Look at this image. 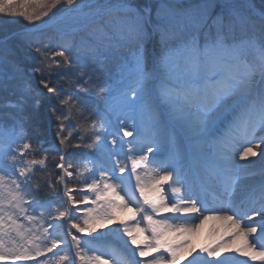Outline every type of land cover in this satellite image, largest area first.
<instances>
[{
	"label": "snow or ice",
	"instance_id": "obj_1",
	"mask_svg": "<svg viewBox=\"0 0 264 264\" xmlns=\"http://www.w3.org/2000/svg\"><path fill=\"white\" fill-rule=\"evenodd\" d=\"M61 6L54 46L40 25ZM0 14L29 25L22 51L0 41V91L18 93L0 105V261L111 264L92 242L107 230L117 264H264V170L241 185L234 166L264 155V0H0ZM42 107L51 140L28 130ZM209 220L227 228L197 245Z\"/></svg>",
	"mask_w": 264,
	"mask_h": 264
},
{
	"label": "rangeland",
	"instance_id": "obj_2",
	"mask_svg": "<svg viewBox=\"0 0 264 264\" xmlns=\"http://www.w3.org/2000/svg\"><path fill=\"white\" fill-rule=\"evenodd\" d=\"M138 2L140 4H144V3H146V0H138ZM257 9L259 10L258 6H257ZM64 15H65V9H63L62 11L57 13L55 16L48 18V20H45V21H48L45 24L40 25L41 30L44 32V34L46 36L52 37V40H54L55 37L60 34V30L62 28V23L59 22V18L64 16ZM18 17L19 16H9L6 14H0V32H2L0 34V41L7 40L9 46L16 49L19 52V51H22V49L24 47L23 41L20 39V35L22 33L26 32L29 27H18V23H17ZM105 19H108V18L106 17ZM12 22H14V23H12ZM37 23H39V22H37ZM10 26L13 28H11L7 31V28H9ZM97 26L98 25L95 26V24L91 25L88 28L90 30L87 31L86 33H83L84 31H82V32L80 31L82 33V35L80 34V32H76L74 34H71V35L75 36V37H71V38L72 39L79 38L80 41L87 40L88 33L94 31L97 28ZM10 31H13V32H10ZM16 32H18V33H16ZM14 33H16V34L13 35ZM57 44H58V42H57ZM54 46H55V44H54ZM111 51H112V55L109 57V59L107 61V68L109 71L115 72L118 65H119L120 54L122 53L123 50L122 49L118 50V49L113 48ZM85 55H87V53H85ZM53 80L56 81L57 77L54 76ZM60 83H61V86L67 87L68 92H70V93H76L77 92V90L74 87L64 85L63 81H61ZM16 95H18V93L13 94V91L11 89H9L8 91H0V102H3V104H5L9 100L14 101L16 99ZM79 95L81 96L82 99L85 98L83 93H79ZM46 103H47V101H45V104ZM4 110L15 111L14 109H10V108H4ZM157 111H160L159 105L157 106ZM145 118L147 119V116ZM31 128L32 129L36 128L37 131H32ZM29 130L32 131V133L30 135L32 136L33 139H36V138L47 139V140L52 139L53 134L55 132V125L52 123H49V117L46 114L45 109L43 107L39 110V112L36 114V116L32 120V123L29 127ZM176 135H177L178 140L180 141L181 147L184 149L185 145L188 144V141L183 138L181 132L178 129L176 130ZM207 145H208L207 143L201 145L195 151L197 153V155L205 154L207 157H210L212 154V151H211V147L207 146ZM209 150L211 151V153L209 152ZM76 151H80V150H76ZM258 171L261 173V170H258ZM69 186H72V185L70 184ZM74 194H76V193H74ZM133 207H135V205H133ZM123 215H127V214L126 213L122 214V217H123ZM112 227L115 228L116 225L114 224V225H112ZM93 237H96V239H99V240H94L93 243L101 244L100 248H102V250L105 252V259H109L111 261V264H117V261L113 257V255H110L108 253L125 252L126 250H125V247L123 245V242L121 240H119V238L114 233H109L107 230H101V232L99 234L94 233ZM108 241H110L111 244H109ZM60 247L63 248V245H61ZM54 251H56V250L54 249ZM97 254H100V253L98 252ZM48 255L51 256V254H48ZM39 259H43V257H40ZM189 259H191V258H189ZM0 264H6V262L0 261ZM183 264H187V261H184Z\"/></svg>",
	"mask_w": 264,
	"mask_h": 264
},
{
	"label": "bare ground",
	"instance_id": "obj_3",
	"mask_svg": "<svg viewBox=\"0 0 264 264\" xmlns=\"http://www.w3.org/2000/svg\"><path fill=\"white\" fill-rule=\"evenodd\" d=\"M264 148V145H261ZM235 166L240 167V172L244 173L245 181L241 185L256 184L261 180V173L258 170H264V155L255 158H250V161H241L238 157L234 160ZM258 169V170H257ZM193 223H199V221H193ZM228 222L220 220H209L199 230V235L196 237V244H203L216 238L218 235H223L227 228ZM191 258V257H189ZM246 257L235 256L232 253H225L221 260H227L228 264H244Z\"/></svg>",
	"mask_w": 264,
	"mask_h": 264
},
{
	"label": "trees",
	"instance_id": "obj_4",
	"mask_svg": "<svg viewBox=\"0 0 264 264\" xmlns=\"http://www.w3.org/2000/svg\"><path fill=\"white\" fill-rule=\"evenodd\" d=\"M254 2L256 3V5L259 7L260 6V0H254ZM63 9H65L64 7H59L58 9H54L53 10V12L56 14V13H58V12H60V11H62ZM53 14L52 13H49V17L50 16H52ZM49 17H45L44 18V20L46 19V18H49ZM12 23H14V22H12ZM17 23H18V27H29V25H28V23L26 22V21H24L23 20V18L22 17H18L17 18ZM96 26V25H95ZM11 28H13V27H9V28H7V31L9 30V29H11ZM90 29H86V30H84V32L83 33H86L87 31H89ZM10 32H13V31H10ZM82 32V31H81ZM80 32V34L82 35V33ZM2 32H0V34H1ZM9 33V32H8ZM16 33H18V32H16ZM16 33H14L13 35H15ZM12 35V36H13ZM60 35V34H59ZM59 35H57L56 37H55V39L54 40H52L53 42H52V44L54 45H57V42L59 43L60 41H59ZM11 36V37H12ZM71 37H75L74 35H71ZM11 39V38H10ZM74 40V42L76 43V44H80L82 41H80L79 40V38H77V39H73ZM55 42V43H54ZM61 75H65L63 72H61ZM0 105H3V102H0ZM3 111H5V112H8V111H12V110H4V109H2ZM14 112V111H13ZM6 123H9L8 121H6ZM30 127V126H29ZM32 129V128H31ZM28 130H29V128H28ZM32 131H37V129L36 128H33L32 129ZM32 131L31 130H29V133L31 134L32 133ZM93 242V241H92ZM93 244H95V245H97L98 247H101V244H96V243H93Z\"/></svg>",
	"mask_w": 264,
	"mask_h": 264
}]
</instances>
